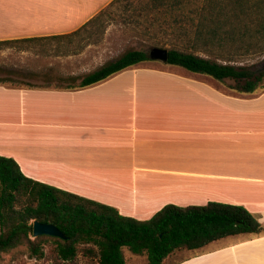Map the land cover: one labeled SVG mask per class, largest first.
Segmentation results:
<instances>
[{"label": "crops", "instance_id": "obj_1", "mask_svg": "<svg viewBox=\"0 0 264 264\" xmlns=\"http://www.w3.org/2000/svg\"><path fill=\"white\" fill-rule=\"evenodd\" d=\"M113 1L0 0V41L72 33ZM163 64L83 89L0 82V155L137 219L216 201L264 223V90L239 94ZM173 264H264V233L215 240Z\"/></svg>", "mask_w": 264, "mask_h": 264}, {"label": "trees", "instance_id": "obj_2", "mask_svg": "<svg viewBox=\"0 0 264 264\" xmlns=\"http://www.w3.org/2000/svg\"><path fill=\"white\" fill-rule=\"evenodd\" d=\"M122 2L129 11L128 0H114L72 33L3 40L0 50H25L35 43L45 46L49 40L70 43L84 33H103L106 17L113 15L111 8ZM153 10L172 14L178 26L184 22L180 27L184 34L193 33L186 36L183 47L168 48V64L209 76L239 94L264 90V69L249 63L251 58L264 55V0H152L150 7H136L139 14L152 15ZM152 60L149 52L130 48L84 75L78 84L65 87L88 88ZM36 220L56 225L68 238L35 237ZM263 233L264 223L257 214L243 205L216 201L190 206L167 204L144 220L126 216L113 206L27 176L15 158L0 155V262L4 254L22 246L43 258L45 247L52 244L54 258L64 261L84 254L95 264H127L123 247H128L136 254L145 253L149 264H167L176 252L196 250L229 236Z\"/></svg>", "mask_w": 264, "mask_h": 264}, {"label": "rangeland", "instance_id": "obj_3", "mask_svg": "<svg viewBox=\"0 0 264 264\" xmlns=\"http://www.w3.org/2000/svg\"><path fill=\"white\" fill-rule=\"evenodd\" d=\"M141 4H148L150 7L152 0H128L127 12L124 10V2L116 4L111 8L113 15L105 19L103 33H84L83 37H76L70 43L68 40H49L45 46L35 43L25 50H0V79H9L5 84L13 86L36 84L65 87L68 84H78L84 75L116 59L130 48L149 52L152 47L161 45L166 48L185 45V39H188L186 36L193 33L184 34L180 30L184 22L178 26L173 21L172 14L161 15L156 10L152 11V15L151 12L139 14L136 7ZM152 61L156 65H164L161 61ZM249 63L255 69H264V55L251 58ZM167 65L172 68L180 67ZM51 248L52 244L47 245L44 249L45 256L39 258L33 256L26 246H22L4 254L0 264H95V260L84 254L70 261L54 258ZM123 253L127 264H149L145 253L136 254L128 247H123ZM188 254V250L176 252L167 260V264H173Z\"/></svg>", "mask_w": 264, "mask_h": 264}, {"label": "water", "instance_id": "obj_4", "mask_svg": "<svg viewBox=\"0 0 264 264\" xmlns=\"http://www.w3.org/2000/svg\"><path fill=\"white\" fill-rule=\"evenodd\" d=\"M149 56L153 60L161 61L168 64V48L166 47H152L149 51ZM264 66V63H263ZM51 235L67 239L66 234L56 225L52 223H43L38 220L34 222V236Z\"/></svg>", "mask_w": 264, "mask_h": 264}]
</instances>
